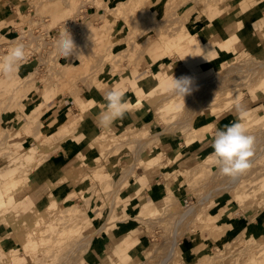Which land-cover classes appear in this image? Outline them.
I'll list each match as a JSON object with an SVG mask.
<instances>
[{"label": "rangeland", "instance_id": "rangeland-1", "mask_svg": "<svg viewBox=\"0 0 264 264\" xmlns=\"http://www.w3.org/2000/svg\"><path fill=\"white\" fill-rule=\"evenodd\" d=\"M121 1L123 0H0V12L4 9L0 13V56L7 53L12 41L20 40L26 49L25 58L20 62L16 73L10 77L0 74V131L7 128L5 131H8L6 132L8 137L14 134L22 125L25 112H31V109H37L34 119L36 122L29 125L25 133L34 134L38 127L41 128L38 134L26 137V142L22 144L24 148L19 145V140L13 141L9 146L4 139L0 141L2 145L0 157L4 155L0 158V169L3 168L6 174V170L15 167L6 166L7 154L19 156L33 145L42 144L43 140L45 143H52L42 151L39 149L38 152H43L41 155L49 159V161L44 159L40 166H47L51 160L57 161L60 165L64 149L61 145L62 138H58L54 133L55 128L62 123L67 113L73 111L74 115H78L80 99L83 102L91 99L101 102L85 113V119L81 123L83 134L77 145L72 147V151L65 153L70 159L66 169L71 168L70 174L74 176L73 183L68 189L61 188L58 194L53 193L45 180L39 182L36 178L40 170L45 178V169L39 168V165L35 167L33 174L39 187L34 189L32 199H41L45 196L44 205H51L48 213L43 214L42 221L44 225L51 224L54 232L63 228L70 230V237H64V244L61 247L50 242L48 248L44 247V244H39L32 250L33 252L22 250L23 264H87L86 255L99 246L102 247L101 244L106 247L104 251L112 264H156L159 257H162L171 246V235L175 234L174 224L179 214L188 209L182 206L181 200L184 196L192 197L193 206L210 192L215 193L213 199L205 202L197 216L186 220L187 223L183 222L176 231L177 244L182 243L175 246V251L179 252L181 257L174 256L168 264L181 262L195 264L196 261L209 256H213V259L205 264H264V245H260L264 241V78H262L264 73L248 75L246 73L248 68L261 64L264 59V0H256L255 3L248 5L255 8L247 7L251 11L245 13H241L243 10L237 13L239 7L244 8L243 0H222L219 8L221 17L215 22L211 21L203 29L204 36L208 39L203 36L194 42L190 40L195 51L183 53L177 51L176 54H170L162 60L166 64L163 69L168 70V74L177 79L189 76L194 81L192 93L186 95L184 99L180 98L181 103L176 110L170 105H163L165 97L169 96H166L168 88L154 91L157 84L149 99L135 97L134 102L139 101L141 105H137L139 106L137 108L135 106L137 103L132 102L128 109L134 111L141 108L143 103L147 105L146 108L149 106V118L144 123L141 121L132 125L114 123L102 134L104 129L99 132L98 125L95 128L94 124L89 123H93L95 115L101 111V105L105 103L104 93L113 85H118L127 95V90H132L128 84L135 68L140 71L141 78L143 75L149 76V60L146 56L148 51H141L144 50L145 43L150 42L153 46L157 44L156 34L152 30L144 33L147 29L144 27L146 23L142 22L143 26L137 20L142 13L147 14L149 11L154 13L151 22L160 20L164 15L163 6L166 2L159 0L160 3H154L155 0H150L144 2L139 13L131 15L127 12L126 15L130 16L132 22L127 26L128 23L123 20L126 17L125 6L128 5L116 6ZM178 5L180 6L179 3ZM53 7H56V11L52 10ZM119 7L123 8L120 11L124 17H121V14L120 18L119 15L114 16L115 11L112 12V9ZM186 8L189 9L187 13L191 12L189 14L191 20L185 23V27L199 33L200 26L205 24L204 18L196 13L203 8L200 0L194 5L190 3L187 7H177L172 23L177 22L179 25L178 22L186 13ZM205 12V16L210 17L208 8ZM8 14L11 15L8 20H3ZM196 15L200 17L198 20ZM237 17L243 19L244 25L241 28L240 25L230 31L223 28V21L231 25ZM68 21L72 22V27L66 26ZM251 24L256 31L252 29ZM64 28L71 33L77 45V55H80L78 58L74 55L68 59H61L56 54L55 41L60 34L59 31L62 32ZM139 28L142 30L145 28L141 35ZM222 34H226L228 38L221 39ZM243 34L249 36L254 34L256 43L253 47L245 49L238 44ZM234 38H237L238 48L228 50L224 57L215 54L221 40L228 39L235 46ZM201 43L211 48L214 54L200 55L198 45ZM145 46L147 47V44ZM136 53L139 57L135 55ZM185 53H188V58L193 59L191 65L199 74L197 77L193 78L186 71ZM210 57L217 59L210 61ZM101 69L110 73L106 74L107 79L103 81L105 85L99 91L88 92L86 88L100 78ZM215 73L222 76L217 84ZM69 74L74 78L72 88H68L67 85ZM200 78L208 80L209 90L206 95L202 93L205 89L200 87ZM219 78L218 76L217 80ZM144 88L146 91H152L153 83L145 85ZM237 99L246 108L247 116L250 115L241 122L245 124L247 133L254 138L251 167L243 174L225 175L209 159L213 148L185 160V155L194 143L205 145L215 125L223 124L221 129H224L226 125L238 122V114L235 111ZM7 106L12 107L10 112H6L9 110L6 109ZM205 118H208L207 121ZM51 120H55L54 123L51 124ZM142 127L148 128V133L139 137L131 135L133 129ZM29 129L31 133L28 132ZM124 131L129 133L128 139L123 142L118 143L116 137L110 136H119ZM4 132L2 138L5 137L6 140ZM44 134L47 138L42 140ZM95 138L107 139L103 144L106 147L92 151L90 144ZM29 139H32L30 144ZM140 143L143 144L139 153L135 155ZM76 150L77 155L73 152ZM169 150V157L166 158L164 153ZM145 155L154 157V162L147 166L152 169L149 172L140 169L138 175L145 172L150 174L151 178L156 176L157 187L162 193L154 202L159 212L150 213L154 208L149 206V200L147 202L143 199L132 200L141 191V189L135 191L138 181L134 177L136 163L140 156ZM34 156L38 159V154ZM58 173L53 178H56ZM123 178L125 179L122 182ZM233 181L235 184L229 188ZM145 183L147 184V181ZM77 188H81L79 193ZM242 193L244 195H241ZM167 196L171 206L162 209L167 205L165 199ZM26 199L25 196L16 197L10 201L9 207L18 206L20 203L26 205ZM126 199L134 203L126 206L124 205ZM172 210L178 212L173 213ZM110 211H113L111 219ZM136 213H138L136 220H140L139 222L133 219ZM110 220L115 223L109 224ZM138 233L144 240V236L147 239L139 247H135L138 243ZM85 235L92 236L83 240L86 238ZM130 237L134 241L128 249L129 255L122 253L118 257L116 255L113 257L111 252L115 244ZM6 245L7 248H17L19 243L8 238ZM27 254L34 256V263L26 257ZM44 256H47L45 260Z\"/></svg>", "mask_w": 264, "mask_h": 264}, {"label": "bare ground", "instance_id": "bare-ground-1", "mask_svg": "<svg viewBox=\"0 0 264 264\" xmlns=\"http://www.w3.org/2000/svg\"><path fill=\"white\" fill-rule=\"evenodd\" d=\"M110 1H112V0H110ZM147 1H150V0H126V1L123 0L121 2H118L119 4L117 3L118 5H116V6H119L120 4L122 6L128 5V7L125 6L126 12L123 10L126 17H124L122 15L123 12H121L120 10H122L123 8L121 9V7H119L118 9H115V10L112 9V12L115 11L114 12V16L116 14L115 17H118V15L121 14V17L123 16L126 20L125 19L123 20L122 18L121 19L128 23V25L125 23L127 26H130L132 22H130V19H129L130 16L128 17L126 15V13L130 12L131 15H133L134 13L135 14L139 13L142 10L141 8L144 5V2H147ZM243 1L244 2L242 4V7L244 6V8L239 7L237 10V13H239L242 10H245V8H247L248 5L256 2V0H248V1L243 0ZM195 2H197V0H195ZM195 2H194V0H166V2L164 3V6H163L164 7L163 8L164 15L162 16L161 19L159 18L160 20H157L155 22H151V19L154 16V13L152 11L147 12V14L142 13V15L138 18V20H137L138 23H142V22L146 23V24H144L146 26H144L142 23V25L147 28L146 30H144L145 28L143 29L144 33L147 30L148 31L152 30L153 33L156 34L157 44L153 46L152 44H150V42H149V44L145 43V45L147 44V47L143 44L145 48L142 45L144 50H142L141 52H143V51L147 52L148 51L146 53V56H147V59L149 60V64H148L149 76L143 75L141 78L140 77V71H138L137 68L133 69L132 74H134V75H132V78L129 80V84H128L129 85L128 87L132 90L131 91L127 90L128 94L127 95L124 94V99L126 101H128L130 104L132 102H134L135 97H142V99H144V98L149 99L150 94H153V90L155 89L157 84H158V86L156 87V89L154 91L160 90L161 88H167V83L169 82V78H170L171 74H168V70L163 69V67H165L166 64L163 63L162 60H164L165 57H167L170 54H176L177 51H180L182 53H183V51H186V52L195 51L192 48V45L190 44V40H192L193 42L195 41V39L199 40L201 37L204 36L203 29L206 27V25H209V23L213 20H214V22L216 20H219V17H221V15L219 13V11H220L219 8H220V2H222V0H200V3L203 5V8L201 9V11H198L196 13H199L197 15H201L204 18L203 20L205 21L204 22L205 24L200 26L199 33L198 32H196V33L192 32L191 30H188L185 27V23L187 21L191 20L189 18V14H191V12L187 13V11L189 10L188 8H186V13H185L186 15L184 14L183 18L181 20H179V22H178L179 25H177V22H176V24L174 22L172 23V19H173L172 17L175 15V10H177V7H180V6L181 7L182 6L187 7V5L190 3L194 5ZM154 3H160V1L155 0ZM178 3L180 4V6L178 5ZM174 5L176 8L174 7ZM251 7H253V6H249L248 8H251ZM207 8H208V13H210L209 14L210 17L205 16V13H206L205 10ZM254 8L255 7H253L252 9H254ZM127 9L129 11H127ZM52 10L56 11V7H53ZM224 10L226 11L227 9H224ZM107 12H108V10H107ZM197 15H196V18H197L196 20H198L200 18ZM127 17H128V19H127ZM118 18H120V15ZM114 20H116V19H114ZM66 26L72 27V26H70L69 23ZM139 29L141 30V32H140V35H141L143 33V30L141 28H139ZM225 35L222 34L223 38H221V39L226 40V38H228V37H226ZM136 37L135 38L133 37L134 40L136 39ZM133 38H131V39H133ZM205 38L208 39V37H205ZM233 41L236 44L235 46H233L234 43L232 44V42L228 39H227V41L221 40V42L218 44V46L216 48L215 54L220 55L221 57H224L225 53H227L228 50H233L235 47L238 48V44H240V43L237 44V38H234ZM130 42H131V44L133 43V41H130ZM137 43H139V42H137ZM129 46H131V45H129ZM142 47L140 46L141 49H142ZM147 48H149V49L147 50ZM129 49H131V48L129 47ZM198 49H200V51H201L200 55L207 54V53L208 54L210 53L212 55L214 54V52H212V49L207 47L206 44L203 45V43H201V45L200 44L198 45ZM141 52H139V53H141ZM161 53H163V55H161ZM135 55H137L139 57V55L137 53ZM188 57H189L188 53H185L184 54V58H185V62H186V63H184V65H186L185 69L188 72V74L193 76V78L197 77L199 74H197L193 70V66L191 65V64H193L192 63L193 59H190ZM156 58H160V59L156 60ZM133 59H132V61H133ZM215 59H217V58L210 57V61H213ZM134 60L137 61L136 59H134ZM139 60H140V58H139ZM182 60H183V57H182ZM201 60H202V58H201ZM71 66H73V65H70V67ZM130 66L133 67L131 64H130ZM234 68H237V67L234 66ZM239 69H240V67H239ZM99 73H101L100 78L95 80L94 84H90V86H88L86 88L88 90V92H91L93 90L99 91V89H101L105 85V83L103 81H105L107 79V78H105V77H107L106 74H110V73L108 71L104 72V71H102V69L99 71ZM246 73H247V75L248 74H255V73H257V74L258 73H264V59H263L261 64L258 63L256 65H252L251 68H248L246 70ZM116 74H118V73L116 72ZM215 74H216V77H215L216 83L215 84H217V83H219L222 76L219 73H215ZM156 75H157V77H156ZM68 76H69V79H68L69 84H67V85H68V88H72V86L74 84L72 81L74 80V78H73V75L71 76V74H69ZM218 76L220 78L217 80ZM262 78H264V77H262ZM126 79H128V78H126ZM200 79H201L200 80L201 81L200 87H202V89L203 88L205 89V90H203L202 93H204L203 95H206V94H208V90H209V85H207L208 80H206V79L203 80L202 78H200ZM257 81L259 82V78L257 79ZM150 83H153L152 91L151 90L150 91L144 90L145 89L144 86L148 85ZM171 93L172 92H170L168 89L166 90V96L167 95H169V96L165 97L163 105L164 106L170 105L171 107H174L173 110H176L181 103V99L179 97L175 96L173 93L172 94ZM40 101H41V99H40ZM40 101L38 104L39 106L41 105ZM100 103H101L100 101L97 102V100H94V99H91L90 101H85V102H83L80 99L79 103H78V106H79L78 115H74L73 111H71L70 113H67V116H65L62 123H60L59 126L57 128H55L56 129V131L54 132L55 135L57 134L58 138H62V144L61 145H62V149H64L63 150L64 154L65 153L68 154L69 152L72 151V147L77 145V141L80 139V136L83 134V132L81 130V123L85 119V113H87L88 111L97 107V105H99ZM134 103H137L135 105L137 108L139 107L137 105H139V104L141 105V102L136 101V100ZM13 106L15 107V105H13ZM11 108H12L11 106H7L6 109H9V110L6 112H10ZM36 110L37 109H31V112L30 111H27V113L25 112L24 118L22 120V122H23L22 125L14 132V134L10 135L9 137L6 135V132H8V131H5L7 128L4 127L5 130L0 131V138H1L0 141H2L4 139V142L6 141V143H7V144L6 143L5 144L7 146H9V145H12L13 141L19 140L18 141L19 145L22 146L23 142L24 143L26 142L25 139L27 136L38 134L41 131L40 127H38V130L34 134H29V133L26 134L25 133L26 128L29 125L36 122L34 120V119H36V112H35ZM249 116L250 115H248L247 117H249ZM54 121L55 120H51L50 123L52 124V122L54 123ZM30 131H31V129L28 130V132H30ZM148 131H149L148 128H144V127L139 128V129L137 128V129H133L131 131V135L139 137V135H145L146 133H148ZM2 132H4V136L6 135V137H7L6 140H5V137L2 138V136H3ZM106 132L107 131L104 129L102 134H104ZM127 133H129V132L124 131L119 136L118 135L117 136L110 135V136L116 137V141L118 143H120V142H123L124 140L128 139ZM45 138H47V135L43 136L42 140ZM106 141H107V139H101L100 140L99 138H95L93 140V142H91V144H90L92 151L95 152L97 150H102L104 147H106V145H103ZM51 143L50 144L45 143L43 140L42 144L33 145L32 147H30L25 152H22L23 150H21L22 153L19 156H15V155L9 156L7 154V158H5L8 160L6 166L14 165L15 167H12V168L6 170V174L4 173L3 168L0 169V264H23L24 261L21 259L22 250L25 249V250H28L29 252H33L32 250L34 248H36V246L39 244H42V245L44 244V247L48 248L49 247L48 243L50 244V242H53L54 245L57 247H61L62 244H64V242H63L64 237H66V236L70 237V230H66L65 228H63L62 230H60L58 232H54V231H52L51 224L44 225V221H42L43 214L48 213L49 208H51L50 207L51 205L50 204L48 206L44 205V208H42L41 210H38L37 206H36V202L38 201V198H33L34 201L32 199V195H34L33 194L34 189H37L39 187V183L35 180L36 178H34V174H33V172L35 171V167H37L38 165L40 166L41 163H44V161H45L44 159H47V161H49L47 156L41 155L43 152H38V151H39V149H40V151H42V149L44 147H48L49 145H51ZM142 144L143 143H140L139 147L136 148L135 155H136V153H139L140 146ZM1 146L2 145H0V147ZM2 149H4V148H2ZM36 154H38V156H37L38 159L37 158L35 159L34 155H36ZM3 156H1V157H3ZM153 162H154V157L152 155L140 156V158L138 159V161L136 163V168L140 167L142 165L148 166ZM48 165H51V164H48ZM131 165H132V163H131ZM59 167H60L59 165L55 166V167H51V169L48 172V175H53V174L57 173V171L59 170ZM130 170H131V168H130ZM130 173L131 172H128V174H130ZM38 179L39 178L37 177V180ZM124 179L125 178H123L122 182L124 181ZM234 184H235V182L233 181L231 184H229V188H231ZM50 185H52V184L49 181H47V186L49 187ZM263 185H264V183H263ZM53 187L55 189V190H53V193L58 194L59 189H61V188L54 186V185H53ZM77 189H78V193H79V190H81V188H77ZM219 190H221V189H219ZM214 195H215L214 192L207 193L196 204H194L193 206L186 209L183 213L179 214V217L177 218L176 223L174 224L173 233H175V234L172 233L173 235H171L172 236L171 241H170L171 246H170L169 250L162 255V257H159L156 264H168L169 261L174 256L181 257V256H179V252L175 251V246L177 245V236H178V233H176V231L179 229L180 225L183 222H186V220H188V219L195 218L197 216V213L201 210V207L205 204V202L213 199ZM241 195H244V193H242ZM24 196H25V198H27L26 199V201H27L26 205H22L20 203V205H18V206L16 205V206L9 207L10 201L15 200L16 197L18 198V197H24ZM165 199H166L167 205H166V207H163L162 209H166L167 207L171 206V204L169 205V203H170V201L168 200L169 197L167 196ZM50 200H52V198ZM16 207H18V208L16 209ZM153 208H154L153 210H150V213H154V211L159 212L157 207H153ZM11 210H12V212H11ZM172 212L176 213L178 211L172 210ZM53 235H54V237H52ZM91 236L92 235H85L86 238L83 240H86L87 238H90ZM8 238H11L12 241H18V243H19L18 247L17 248H13V247L7 248L6 246H8V245H6V239H8ZM260 245H264V241ZM240 253H242V252H240ZM26 257L30 261L33 262L34 256L32 254H27ZM46 258H47V256H44L43 259L45 260ZM212 259H213V256H209L206 259L196 261L195 264L210 263Z\"/></svg>", "mask_w": 264, "mask_h": 264}, {"label": "clouds", "instance_id": "clouds-1", "mask_svg": "<svg viewBox=\"0 0 264 264\" xmlns=\"http://www.w3.org/2000/svg\"><path fill=\"white\" fill-rule=\"evenodd\" d=\"M56 54L61 59H68L77 55V45L71 33L64 28L55 41ZM26 49L20 40L10 42L7 53L0 56V74L12 76L24 60ZM80 55H77V58ZM167 88L175 96L184 99L194 89V81L189 76L175 78L170 76ZM105 103L101 105L94 122L102 129H109L120 119H123L130 103L124 99V92L118 85H113L103 95ZM238 122L226 125L224 129H217L211 141L214 149L209 159L218 166L219 170L229 176L243 174L251 167L254 138L247 133L245 124L241 122L247 116L246 108L239 102L235 103Z\"/></svg>", "mask_w": 264, "mask_h": 264}, {"label": "crops", "instance_id": "crops-1", "mask_svg": "<svg viewBox=\"0 0 264 264\" xmlns=\"http://www.w3.org/2000/svg\"><path fill=\"white\" fill-rule=\"evenodd\" d=\"M8 6H10V4ZM3 10L4 9H2V11ZM11 10H9V11H11ZM250 11L251 10H249V9H245L241 13L250 12ZM10 16L11 15H9V14L5 15L3 20L7 21ZM223 17H224V15H223ZM260 18L263 19V17H260ZM238 25H240V28L244 25L243 19L240 18V17H237V19L233 20L231 25H229V23H227V21H223L222 22L223 28L224 29L227 28L229 31L234 29ZM251 26H252V29H254L252 24H251ZM263 27H264V24H263ZM7 29L10 30L11 27H7ZM237 31H236V35H237ZM254 38H255L254 34H251V36H249L248 34L247 35L243 34V36H240V38H239V43L245 49L249 48V47H253L255 45V43H256L255 42L256 39H254ZM250 52L254 53V51H250ZM146 106L147 105L145 103H143L142 107L139 108V109H135L134 111L133 110H127V112H126L125 116L123 117V119L117 120L115 123L118 124V122H123L125 125H132V124H134L137 121H141V122L144 123L147 120V118H149V116H148V114H149V106H148V108H146ZM207 119L208 118H205V121H207ZM89 124L90 125L94 124L95 128L97 127V123H95V122H93V123L90 122ZM221 126H223V124H221ZM221 126H220V124L219 125L217 124V125L214 126V129L212 130L211 135L209 136V138L206 141L205 145H204V143L203 144L194 143L192 145V148L185 155V160H188V159H190V158H192L194 156L200 155L204 151H208L209 149H212L211 141L213 139L214 132L217 129H221ZM102 130L103 129L101 127H99V132H101ZM31 142H32V139L31 140L29 139L28 143L30 144ZM73 152L77 155L78 150L73 151ZM169 153H170V150L166 151L164 153L166 158L169 157ZM68 163H70V159L68 158V155L63 154L61 156V164L60 165L57 163V161L51 160V163L48 162V164H51V165H47V166L42 165V166H40L39 168L45 169V178L43 177V175H41V170L38 169V170H40V173L38 171L39 176L37 175V177L39 178L38 181L39 182H40V180L41 181L45 180L46 182L49 181L52 184V185H50L48 187L49 189H50V187L52 188L51 191L55 190L52 186L55 185L56 183L58 184L57 187L62 188V189H68L71 186V184L73 183L72 179L74 177V176H71V174H70L71 173V171H70L71 168H67L66 169V167L69 165ZM58 165L60 166L59 170L57 171V173L59 172L58 173L59 175L56 176V178H53V177L57 173H55L53 175H48V172L51 169V166L55 167V166H58ZM140 169H144L146 172H149V170L152 169V168L151 167H147L145 165H142L140 167L135 168V176L134 177H136L138 179V181H136L137 188L135 189V191L137 192L138 189H141V191H140V193L137 196H135V198H133V199L130 198V199H132V200L136 199L138 201L143 199V200H146V202L149 200V203H150L149 206L156 207L154 202H156L158 200L159 196L162 194L161 191H160V188L157 187L158 183H157V181H155L156 176L151 178L150 174L145 173V172L142 173V175L140 174L141 175L140 176V175H138ZM136 170H137V173H136ZM145 181H147V184L145 183ZM45 199H46V197L43 196L41 199H38V201L36 202V206H37L38 210H41L43 208V206L45 204ZM130 199L129 200L126 199L125 200L126 202L123 201V202H125L124 205L130 206L131 204H133L134 201H132ZM138 213H136L133 216L134 220H136V218L138 216ZM111 214H113V211L110 213V215H109L110 218L109 219H111ZM136 221L139 222L140 220H136ZM114 223L115 222H111V220H110L109 224H114ZM144 238H145V240L143 239V236H141V234L138 233V237H137L138 243H137V246H135V247H139L142 244V242L144 243L146 241L147 237L144 236ZM133 241L134 240L131 237H130V239L129 238H124L122 241H119L117 244H115V246L113 248V251L111 252L112 253L111 255L113 257H114V255H116V257H118V256L122 255V253L123 254H126V253L128 254V249L131 247L130 245L133 244ZM181 243H179V244H181ZM179 244H177V245H179ZM101 246L102 247L99 246L98 248L94 249L95 251H92V252H90L89 254L86 255L85 258H86V263L87 264H112L108 260V258H107L108 256H106V252L104 251V249L106 247L104 245H102V244H101ZM114 252H115V254H114ZM179 264H183V262H181Z\"/></svg>", "mask_w": 264, "mask_h": 264}, {"label": "built area", "instance_id": "built-area-1", "mask_svg": "<svg viewBox=\"0 0 264 264\" xmlns=\"http://www.w3.org/2000/svg\"><path fill=\"white\" fill-rule=\"evenodd\" d=\"M68 23L70 24V26H72V22L68 21ZM61 33V31H59ZM193 198L192 197H188V196H184V198L181 200L182 206L185 208H189L191 206Z\"/></svg>", "mask_w": 264, "mask_h": 264}]
</instances>
